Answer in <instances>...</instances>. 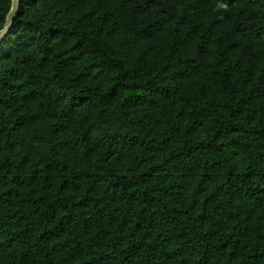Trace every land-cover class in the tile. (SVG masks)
Instances as JSON below:
<instances>
[{
  "label": "trees",
  "instance_id": "trees-1",
  "mask_svg": "<svg viewBox=\"0 0 264 264\" xmlns=\"http://www.w3.org/2000/svg\"><path fill=\"white\" fill-rule=\"evenodd\" d=\"M0 264H264V0H20Z\"/></svg>",
  "mask_w": 264,
  "mask_h": 264
},
{
  "label": "water",
  "instance_id": "water-1",
  "mask_svg": "<svg viewBox=\"0 0 264 264\" xmlns=\"http://www.w3.org/2000/svg\"><path fill=\"white\" fill-rule=\"evenodd\" d=\"M20 0H11L10 9L6 15L3 27L0 29V43L5 38L6 34L10 32L14 19L19 13Z\"/></svg>",
  "mask_w": 264,
  "mask_h": 264
}]
</instances>
